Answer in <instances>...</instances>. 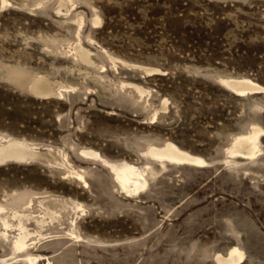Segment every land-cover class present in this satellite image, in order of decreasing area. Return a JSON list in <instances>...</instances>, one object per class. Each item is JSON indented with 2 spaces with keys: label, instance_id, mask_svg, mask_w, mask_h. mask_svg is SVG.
I'll list each match as a JSON object with an SVG mask.
<instances>
[{
  "label": "rangeland",
  "instance_id": "obj_1",
  "mask_svg": "<svg viewBox=\"0 0 264 264\" xmlns=\"http://www.w3.org/2000/svg\"><path fill=\"white\" fill-rule=\"evenodd\" d=\"M10 141L0 264H264V0H0Z\"/></svg>",
  "mask_w": 264,
  "mask_h": 264
},
{
  "label": "bare ground",
  "instance_id": "obj_2",
  "mask_svg": "<svg viewBox=\"0 0 264 264\" xmlns=\"http://www.w3.org/2000/svg\"><path fill=\"white\" fill-rule=\"evenodd\" d=\"M247 80V79H246ZM230 81V80H229ZM248 81H251V80H248ZM244 82V81H243ZM240 83L242 84V81H240ZM253 83V82H252ZM48 83H45L44 82H39L37 85H35V87L37 88H40L41 87L43 88V91H49V92H52L50 90V88L48 87L47 85ZM226 84L229 85L230 87L234 88L237 92L239 93H245L247 90H254L255 88H258L257 86L256 87H250L248 85V87L245 85V82H244V85L246 87L244 88H239L237 86H235L236 83H232V82H228L226 81ZM240 84V86H242ZM252 85V84H250ZM35 89V88H34ZM52 89V88H51ZM42 94H44V92H42ZM47 94V93H46ZM241 95V94H240ZM244 136V135H242ZM258 133L254 134V135H245V137H241L240 139H242L241 141L244 142V141H249L247 146L249 145L250 141L252 143H250L249 147L252 145L253 147L249 148V151L247 152V154L249 155H252V154H257L253 151V149L256 147V140L258 139ZM240 141V142H241ZM22 142V141H20ZM20 142H16V141H10L8 142L7 144H3L2 146H0V161L3 159H5L7 157V155H11V154H18V155H22L23 157L28 154V150L23 147V145L20 143ZM239 142V141H238ZM246 144V142H245ZM27 145V144H26ZM31 149V148H30ZM248 149V148H247ZM260 150V149H259ZM233 153L234 152H237V151H232ZM238 152H242V151H238ZM90 153V152H89ZM92 153V152H91ZM90 153V154H91ZM153 155L159 157L160 159L161 158H166V159H169L171 161H177V162H180V163H188V164H200V163H203L204 160H202V158H199L198 156H192V155H189L187 153H184L182 151H180L179 149L175 148L173 145H168L166 149L164 150H154L153 151ZM88 154V153H87ZM93 155H96V156H99L97 153H92ZM89 155V154H88ZM31 156V155H30ZM32 156H35L33 155L32 153ZM91 156V155H90ZM94 156V157H96ZM247 157V155H245ZM255 156V155H254ZM86 157V156H85ZM92 157V156H91ZM31 159V158H30ZM13 160V159H12ZM2 163V162H1ZM195 165V166H197ZM113 170H115V174L117 175V178L118 180H120V182L122 183V187H125V188H129V183L130 181L132 182H137L139 180V178L141 177L142 178V174L141 172L137 171V169H135L134 167L132 168L131 166H125V167H115L113 166L112 167ZM78 177V176H77ZM82 179V178H81ZM84 179V178H83ZM143 179V178H142ZM117 181V180H116ZM86 184V182H85ZM146 184V183H145ZM133 187V186H132ZM142 188V187H141ZM131 190V189H130ZM136 191V189H135ZM80 207V206H79ZM6 227H8V223L5 221L4 223ZM24 223L22 221H20V223L18 224L20 226V233L18 234V237L15 238L16 241H15V248L16 250L18 251H21V250H25L27 249L28 247V243H27V239L26 237H28L30 235V232L26 229L25 225H23ZM6 235V232L4 233ZM32 235V233H31ZM24 252V251H23ZM236 252H240L238 251V249H233L231 251L230 254L232 253H236ZM242 253H239V258H242L243 255H241ZM34 256V255H33ZM29 258V257H28ZM237 258V256H236ZM36 257H33V258H29V261L31 262V264H36ZM40 259V258H39ZM243 259V258H242ZM242 259L241 262H242ZM239 260V262H240ZM237 259H231L227 262V264H238L237 263ZM226 264V263H225ZM241 264V263H240Z\"/></svg>",
  "mask_w": 264,
  "mask_h": 264
}]
</instances>
